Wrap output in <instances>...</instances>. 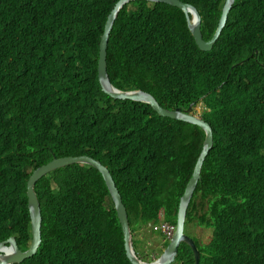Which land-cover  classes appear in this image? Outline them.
Masks as SVG:
<instances>
[{
  "label": "trees",
  "instance_id": "16d2710c",
  "mask_svg": "<svg viewBox=\"0 0 264 264\" xmlns=\"http://www.w3.org/2000/svg\"><path fill=\"white\" fill-rule=\"evenodd\" d=\"M117 1L0 0V242L30 244L26 183L54 156L106 166L133 230L159 222L161 208L176 224L205 133L103 92L99 42ZM182 1L197 8L210 39L225 0ZM106 61L121 90L150 92L171 110L203 106L214 143L185 221V232L212 229L208 242L194 239L200 264H264V0H235L210 50L197 46L180 8L132 0L115 18ZM34 187L41 244L14 264H132L98 170L71 164ZM171 264H194L190 246L181 242Z\"/></svg>",
  "mask_w": 264,
  "mask_h": 264
},
{
  "label": "water",
  "instance_id": "95a60500",
  "mask_svg": "<svg viewBox=\"0 0 264 264\" xmlns=\"http://www.w3.org/2000/svg\"><path fill=\"white\" fill-rule=\"evenodd\" d=\"M132 0H118L110 13L107 16V20L104 24L103 33L99 42V58L97 64L98 79L103 92L112 96L116 99H130L133 101L148 103L152 108L160 115L165 117H170L177 120L186 121L189 123L199 125L205 132V140L203 143V148L198 155V159L194 168V172L189 182L186 185L185 192L180 199L179 208L176 218V228L171 237V240L163 249L160 256L151 260H142L138 254L135 252L132 244L131 232L128 225V217L126 208L123 205L121 195L118 188L115 185L112 174L109 169L104 166L99 160L92 158L88 155L79 156H65L60 158H53L50 162L39 166L34 169L32 174L29 176L26 189L28 197V206L31 217V243L26 250H21L15 238L13 236L6 240L0 242V264H11L22 262L24 259L33 256L41 242V210L40 203L34 189V185L38 179H40L45 174L57 168L65 167L71 164H87L94 167L99 171L104 179L106 187L109 191L110 197L114 204L115 210L117 212L119 221L124 234L125 251L126 256L132 264H171L175 260L178 246L181 242H184L190 246L194 255V264H200L199 258L200 253L197 246L193 240L185 232V221L187 209L190 200L193 196L194 190L199 182L201 168L208 156L211 147L213 146V131L211 125L206 122L200 115H196L192 110V105H190L185 110H180L178 108L171 110L160 105L157 99L150 93L143 90H132V91H122L113 85L111 82L108 72H107V44L110 35V31L113 27L115 18L119 10L128 2ZM150 2H163L170 4L172 6L180 8L186 15L188 28L195 40V43L201 50H210L216 40L218 39L223 27L225 26L228 13L234 4L235 0H225L222 8V13L217 25V28L213 36L206 40L203 38L201 31V16L195 6L192 4L183 2L182 0H147Z\"/></svg>",
  "mask_w": 264,
  "mask_h": 264
},
{
  "label": "clouds",
  "instance_id": "9594fccd",
  "mask_svg": "<svg viewBox=\"0 0 264 264\" xmlns=\"http://www.w3.org/2000/svg\"><path fill=\"white\" fill-rule=\"evenodd\" d=\"M190 4V3H189ZM194 6V5H193ZM227 18H228V16H227ZM226 22H227V20H226ZM226 24V23H225ZM224 28V27H223ZM114 85V84H113ZM115 86V85H114ZM116 87V86H115ZM118 88V87H117ZM119 89V88H118ZM119 90H121V89H119ZM132 90H138V89H130V90H122V91H132ZM141 90V89H140ZM144 91V90H143ZM145 92H147V91H145ZM148 93H150V92H148ZM151 94V93H150ZM154 96V95H153ZM198 105H200V104H198ZM197 105V106H198ZM195 107L196 106H193L192 107V110H193V112L196 114V115H200L201 117H202V115H201V112H202V110H203V106H201L200 105V107H201V112H199V113H197L196 112V110H195ZM203 118V117H202ZM204 119V118H203ZM205 120V119H204ZM207 122V121H206ZM193 124V123H192ZM197 125V124H196ZM199 126V125H198ZM204 131V130H203ZM212 131H213V129H212ZM205 133V132H204ZM204 140H205V138H204ZM204 143V142H203ZM213 143H214V136H213ZM213 147V146H212ZM212 147H211V149H212ZM203 148V147H202ZM210 149V150H211ZM65 157V156H64ZM53 158H60V157H56V156H54ZM52 158V159H53ZM51 161V160H50ZM49 161V162H50ZM197 162V161H196ZM48 163V162H47ZM46 164V163H45ZM44 165V164H43ZM195 165H196V163H195ZM203 167V166H202ZM36 168H38V167H36ZM35 168V169H36ZM194 168H195V166H194ZM194 168H193V172H194ZM53 171V170H52ZM33 172V171H32ZM193 172H192V175H193ZM201 172H202V168H201ZM201 172H200V177H201ZM32 174V173H31ZM45 175H48V173L47 174H45ZM44 175V176H45ZM192 175H191V177H192ZM43 177V176H42ZM201 178H199V180H200ZM39 180V179H38ZM37 180V181H38ZM198 180V181H199ZM36 181V182H37ZM189 182V181H188ZM198 184V183H197ZM117 187V186H116ZM197 187V186H196ZM34 189H35V187H34ZM185 189H186V187H185ZM196 189V188H195ZM119 191V190H118ZM195 191V190H194ZM184 192H185V190H184ZM184 192H183V194H184ZM120 193V192H119ZM37 194V193H36ZM183 194H182V196H183ZM194 194V193H193ZM26 196H27V189H26ZM181 196V197H182ZM38 197V196H37ZM181 197H180V199H181ZM121 199H122V197H121ZM192 199V198H191ZM38 200H39V198H38ZM191 201V200H190ZM122 202H123V200H122ZM39 203H40V200H39ZM179 203H180V201H179ZM123 205L125 206V208H126V205L124 204V202H123ZM113 206H114V204H113ZM27 207H28V211H29V206H28V197H27ZM178 208H179V206H178ZM114 209H115V207H114ZM40 210H41V204H40ZM116 211V210H115ZM160 213H159V217H160V221L159 222H147L146 223V225H145V227H143L141 230L142 231H144V230H146V229H150V231L152 232V233H155V234H160L161 235V238H162V243L165 241V240H167V243L166 244H164L163 243V248H162V250H161V252L157 255V256H155V255H153V252L149 255V252H147V253H143V255H148V256H152L153 257V259H155V258H157L158 256H160V254L162 253V251H163V249L166 247V245L169 243V241L171 240V237H172V235H173V233H174V230H175V228H176V224H173V223H171V222H168V221H166L165 219H164V208H161L160 210ZM126 212H127V217H128V225H129V229H130V232H131V238H132V244H133V248H134V238H136L137 239V245H138V250H139V252H141L140 251V249H139V243H140V241H141V239L139 238V237H137L136 235L137 234H140L141 232H139L138 231V229H136V230H133L132 229V227H131V224H130V221H129V215H128V211H127V208H126ZM116 215H117V212H116ZM29 217H30V211H29ZM41 217H42V212H41ZM117 218H118V215H117ZM177 218V217H176ZM118 220H119V218H118ZM41 223H42V220H41ZM119 223H120V221H119ZM30 224H31V217H30ZM120 226H121V223H120ZM121 229H122V227H121ZM136 231V232H135ZM122 233H123V230H122ZM11 237V236H10ZM14 237V236H13ZM123 237H124V234H123ZM9 238V237H8ZM7 238V239H8ZM15 238V237H14ZM146 238H148V237H146ZM145 238V239H146ZM15 240H16V238H15ZM41 240H42V238H41ZM194 240V239H193ZM17 242V241H16ZM195 242V241H194ZM30 243H31V241H30ZM40 244H41V242H40ZM39 244V245H40ZM17 245H18V243H17ZM188 245V244H187ZM30 246V244L28 245V247ZM143 247H146V245L144 244V242H143V245H142ZM19 247V246H18ZM27 247V248H28ZM39 247V246H38ZM26 248V249H27ZM147 248V247H146ZM26 249H24V250H26ZM198 249V248H197ZM22 250V249H21ZM37 250H38V248H37ZM135 250V249H134ZM192 250V249H191ZM150 251V250H149ZM199 251V250H198ZM37 252V251H36ZM135 252H136V250H135ZM144 252V251H143ZM193 252V251H192ZM137 253V252H136ZM200 253V252H199ZM138 254V256L142 259V260H145V261H151V260H153V259H148V258H146V259H143V257H142V255H139V253H137ZM19 263V262H18ZM11 264H14V263H11Z\"/></svg>",
  "mask_w": 264,
  "mask_h": 264
},
{
  "label": "rangeland",
  "instance_id": "374dc122",
  "mask_svg": "<svg viewBox=\"0 0 264 264\" xmlns=\"http://www.w3.org/2000/svg\"><path fill=\"white\" fill-rule=\"evenodd\" d=\"M195 110H196L197 113L201 112L200 105L196 106ZM211 230H212L211 228L207 229V228L202 227V226H196L194 224H191L190 225V229H187L186 233L191 238H193V239L197 238L200 242L206 243L210 239V236H211V232L210 231ZM136 236L141 239V241L139 243V249L141 251L140 255H142L143 259H146V258L153 259L152 256L143 255V253L149 252V250L152 247L160 248V249L163 248L161 235L152 233L149 228L144 230L140 234H137ZM146 237H148V238H146ZM143 242H144V244L146 245L147 248L142 246Z\"/></svg>",
  "mask_w": 264,
  "mask_h": 264
},
{
  "label": "bare ground",
  "instance_id": "6f19581e",
  "mask_svg": "<svg viewBox=\"0 0 264 264\" xmlns=\"http://www.w3.org/2000/svg\"><path fill=\"white\" fill-rule=\"evenodd\" d=\"M142 90V89H141Z\"/></svg>",
  "mask_w": 264,
  "mask_h": 264
}]
</instances>
